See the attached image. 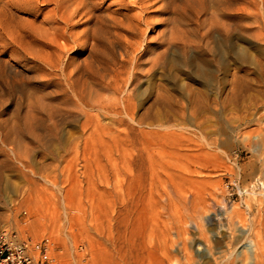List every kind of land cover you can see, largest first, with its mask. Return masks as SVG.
<instances>
[{
	"label": "rangeland",
	"instance_id": "374dc122",
	"mask_svg": "<svg viewBox=\"0 0 264 264\" xmlns=\"http://www.w3.org/2000/svg\"><path fill=\"white\" fill-rule=\"evenodd\" d=\"M5 1L0 0V8ZM118 1L108 0L103 12L110 7L117 19H123L129 12L131 15L139 13L134 4H131L134 9L129 11L118 4H122V0ZM157 1H151L146 15L149 23L147 37L151 36L144 43L148 53L140 56L139 69H136L138 72L135 71L133 77L128 79V65L119 80V85L127 81L129 86L133 84L129 96L124 97L125 103L118 99L124 93L115 96L104 85L101 87L98 84L103 78L106 80V76L117 73L113 69L120 66V44L128 39L132 43L141 41L140 28L135 24L132 27L137 30H121L124 40L106 39L105 43L99 45L95 56L65 43L64 50L71 61L64 72L59 66L52 70L45 62L34 60L32 56L17 60V57L11 56V49L0 52V231H15L20 234L19 237L30 241L48 237L55 248L53 254L62 257V260H66L64 257L67 258L72 252L66 232L74 242V254L84 253L83 264H120L108 238L110 218L106 214H113L114 207L122 201L120 199L126 201L127 197H131L128 194L134 192L140 214H145L149 220L154 216L153 224L164 225V222H168L167 216L171 218L173 212L175 217L184 212L180 210L182 202L178 198L174 200L176 204L172 209L167 206L168 210H172V213L168 211L170 215L161 213L159 203L167 196L166 193L176 190L197 203L211 201L212 208L206 212L207 217L215 214L221 216L232 207L244 217L252 215L264 239V196L261 194L264 191L261 183L264 181V36L258 38L256 35L260 31L264 34V30H253L248 36L243 29L245 26L236 16L230 10H222L220 0H209V3L208 0H168L169 6L164 10L159 9ZM186 4L190 8H186ZM53 6L42 4V11L36 15L18 7L6 9L3 15L4 18L15 19L20 25L25 22L24 25L29 26L33 22L39 26L48 14L51 15L49 10ZM215 11L221 13L216 14ZM210 15L214 16L211 19L217 26L227 27L230 31L234 27L229 42L221 43V37L217 35L215 56L204 58L201 52H204V47L200 46L196 49L191 47L189 56L184 59L177 46L184 41L191 42V45L197 42L202 44L201 38L207 31L205 18ZM84 17L76 18L72 23L76 24L73 30L77 34L87 25L88 16L86 19ZM231 22L233 25H230ZM245 22L242 23L257 28L251 20L250 23ZM141 26L146 29L145 25ZM61 27L64 29V24ZM166 38L170 40L165 41ZM173 41L176 42L174 45ZM46 49L54 56H39L40 59L58 57L56 45ZM86 57L91 61H86ZM63 73L75 75V79H81L80 86H89L90 90L100 87L95 91L105 99L109 97L118 111L124 112V105L129 109L135 107L130 109L135 121L132 122L125 114L113 117L96 108H87L90 109L87 110L89 113L82 114L75 107ZM100 89L103 92L99 93ZM193 89L198 101L194 107L190 103L189 91ZM126 99L132 101L134 106H129L132 104L127 103ZM54 113L56 117L52 116ZM11 150L29 168L11 159ZM45 176L47 180L56 182L57 187L45 183ZM105 177L112 186L105 183ZM31 183L34 184L33 189L30 188ZM118 183L122 186L120 189ZM102 185L108 186L106 198L100 190L104 187ZM123 186L128 187L129 191L125 192L128 189ZM23 194L28 201H23ZM63 198L68 222L64 220ZM17 204L21 205L20 209ZM28 207L34 209L32 214L26 212ZM38 217L44 218L41 223L34 221ZM155 217L161 223H155ZM175 217H172L173 222L176 221ZM206 228L209 235L217 230L213 224H208ZM188 229L189 234L186 233L185 237H190L188 242L193 245L191 238L198 234L193 226L190 225ZM262 243L264 245V240ZM246 245L243 241L237 250L241 251Z\"/></svg>",
	"mask_w": 264,
	"mask_h": 264
},
{
	"label": "bare ground",
	"instance_id": "6f19581e",
	"mask_svg": "<svg viewBox=\"0 0 264 264\" xmlns=\"http://www.w3.org/2000/svg\"><path fill=\"white\" fill-rule=\"evenodd\" d=\"M107 1L108 0H6L4 2V4L2 3V5H3L2 8H0V52L4 53L5 51L11 49L10 50L11 56H14L15 58L17 57L16 58L17 60L19 58H26L28 56H32L34 58V60L38 59L40 61L45 62L51 69L59 66L60 70L62 72H64L65 68H67L68 62L71 61V59L69 60V58H68L67 52L64 50V47H65L64 44L65 43H70L73 45L72 46L73 48L78 47L79 49L84 50L85 52L88 51L89 53H91L90 56H95V54L97 55V52L99 50V45L103 44V42L106 39L114 38V41L116 39L118 41L121 40V38H122L121 35L123 34L121 32V30L124 31L125 28H133L132 24H135L136 27L138 26L140 28V31H139V29H138V31L141 34V41L132 43L131 40L128 39L126 42L121 43L120 44L121 49L119 50V56H120L119 65L120 66L117 67L118 69L115 68L116 70L113 69V71H115L117 73L113 72L114 74L106 76L105 78H107V79L104 80V78H103V81L101 82V84H98L101 87H103V85H104V88L111 91L115 96L121 95L122 93H124L122 95V97H120L118 99L120 102L125 103L124 97H125V95L129 96L128 94L133 89V87H132L133 84H131L129 86V82L127 81L126 84L119 85V80L122 77L121 76L122 71L123 70L125 71L124 68L128 67V65H129L128 68H130V70L128 72V74H129L128 79L133 77L136 74V72H138V71H136V69L137 70L139 69V68H137V65H138V61H139L140 56H146V54L148 53L147 46L144 43H145V41L147 42L148 39L151 38V36L149 38L147 37V31L149 29L147 27L149 26V23L147 21L146 15L148 12L147 10L149 8V4L151 3V1H154V0H134V1L133 0H131V1L130 0L129 1L122 0V4L121 3H118V4L123 5L129 11H132L134 9V6L131 5V4H134L139 9V13L138 14L136 13V15L133 13L131 15L129 12V14L125 15V17L123 19L120 18L121 20L117 19V17L115 16V12H113L110 7H108L105 10V13L103 12V9H104ZM220 1L222 3L223 7L219 5L220 3L218 4L219 7H222L223 8L222 10H224L225 12H228L230 10V13H232L233 15L236 16L238 21L241 22V25L245 26V27H243V29H245L248 32V36L250 33L251 34L253 33L252 32L253 30H257V29L259 31H260V29L264 30V0H247V1L246 0H243V1H241V0H233V1L232 0H220ZM40 3H42L43 5L52 4L54 6H53V9L51 8V10H49L51 15L49 16V14H48V17H47V15H45L47 18H45L43 21L41 20L42 23L39 26H37L33 22L32 23L30 22L31 25H29V26L24 25L25 22H24V24L21 23V25H20L19 24L20 22L14 21L15 19L11 20V19H7V17L4 18V15H3L4 11L6 9H12L15 7H18L20 9H27L28 11H30L31 13L36 15L38 12L42 11V8H41L42 4L39 5ZM113 3H115V2H113ZM169 3H170V1L168 2V0H158L157 1V4L160 7L159 9H161V10L166 9L169 6ZM208 3H209V0H208ZM187 5L188 4H186L184 6L186 8H190V7H187ZM213 5H214V3H213ZM174 6H176V5H174ZM185 7H183L184 11L186 10ZM212 7L213 6L211 5V8ZM214 7L217 8V6H214ZM129 8H131V9H129ZM169 8H171V7H169ZM193 10H195V9H193ZM197 10L199 12L198 8H197ZM201 10H202V8H201ZM203 10H205V9H203ZM209 13H210V11H209ZM215 13H216V11H215ZM218 13H221V12H217L216 14H218ZM81 16H85L86 18L88 16L87 25H86V27L84 26L85 28L83 31L81 29V31H82L81 33L78 32V34H77L74 32L75 30H73L75 28L76 24H72V23L76 18H79ZM188 16H190V15H188ZM210 16L211 17L205 18L207 20V22H206L207 23V31H206L205 35L202 34L203 35L202 36L203 38H201L202 44L200 42H197L198 44L191 45L192 44L191 42H190L191 43L190 44L187 41H184L180 44L181 46L180 45L177 46V47H180V53L184 59L189 56V52L191 50V47H193V48L195 47V49H196V47L198 48L200 46L204 47V52L201 51L202 56L204 58L208 59V57L215 56V51H216L215 39H216L217 35L221 37L220 38L222 41L221 43L227 44L229 42V37L231 36V31L234 27L231 28V31L228 30L227 27L226 28L224 27L225 29L222 27H219L216 25V23L214 24L213 22H215V21H212L213 19H211L214 16H212V15H210ZM218 16H221V15H218ZM85 17H84V19H86ZM198 17L196 19H198ZM8 18H10V17H8ZM161 18L159 20H161ZM200 19H201V17H200ZM245 20L248 22H249V20H251L253 22V24L256 25L257 28H253L252 26H246ZM157 21L158 20H156L155 22H157ZM199 22L202 23L203 21L199 20ZM242 22H245V23H242ZM62 24H64V26H65L64 29L61 27ZM141 25H145L146 29L145 30L142 29ZM218 25H220V24L218 23ZM230 25H233L232 22ZM204 26L206 27V25H204ZM239 29H240V26H239ZM135 30H137V29L135 28ZM233 31H234V29H233ZM236 31H237V29H236ZM120 32H121V34H120ZM203 33H204V31H203ZM159 35H160V33H159ZM161 35H163V34H161ZM256 35L258 38L264 36V34H262L261 31L258 32ZM162 37H160V39ZM123 38H122V40H124ZM138 38H137V40H139ZM183 38H184V36H183ZM185 38H187V36ZM195 38H197V37H195ZM167 39L168 38H166L165 41H167ZM129 40H130V42H129ZM168 40H170V39H168ZM188 40H189V37H188ZM258 40L260 41L261 39H258ZM60 41H63V43H60ZM180 41H181V39H180ZM196 41H198V40H196ZM161 42H164V41H161ZM171 43H172V41H171ZM175 43L173 41V45ZM50 45H52V46H50ZM55 45L58 48V52H56L57 50L56 51L54 50V51L57 54V55L56 54L55 55L58 57H56L55 59H53V58L51 59L49 57V59H47V60L46 59L44 60L42 58L40 59L39 56H44V57L45 56H54L53 55L54 53H52V55H51L50 51L48 52L46 47H54ZM108 46H112V45L108 44ZM166 46H167V44H166ZM107 47H105V48H107ZM44 48L46 50H44ZM102 48H104V47H102ZM112 48H114V46H112ZM164 50L166 51V49H164ZM151 51H152V49H151ZM104 52L105 51L103 50V53ZM101 53L102 52L100 51V54ZM108 53H109V51H108ZM163 53L165 54V52H163ZM87 56H89V55L87 54ZM161 56H163V54ZM66 57H67V59H66ZM87 58H89V57H86L85 60ZM117 58H118V56H117ZM86 61H91V60L87 59ZM102 61L100 64H102ZM151 62H153V61H151ZM108 63H110V62H108ZM95 64H93V65H95ZM105 64L106 63L104 62L103 66H105ZM85 66H86V64H85ZM76 67H77V65H76ZM78 67H79V65H78ZM141 67L142 66H140V68ZM93 68H95V67H93ZM84 69H85V67H84ZM105 69H106V71L108 70L107 67ZM141 69H144V68H141ZM58 70H59V68H58ZM88 70H90V69H88ZM69 71H71V70L69 69ZM73 72H74V70H73ZM140 72H142V71H140ZM69 73H68V75H65L66 73H63V76L65 77L64 82H66V85L69 87V94H71V96L73 98L74 104L76 105L75 107H77L82 114L87 115L89 113V112H87V110H88L87 108H92V109L96 108L99 110V112L100 111L105 112L107 114L112 115L113 117H116V116L122 117L121 115L125 114V116L127 118H129L132 122L135 121L133 115L130 112V109H133L135 107H132L129 109L126 105H124V107H123L124 112L118 111L119 109H116V107L112 105L113 103L111 102L109 97H108V99H105L98 94V91H95V89L97 87H95V89H93V90H90L89 86L85 85V87H84L83 83H85V82H83L84 80L82 77L81 78L83 80L82 81L83 83L82 82L81 83L83 86H80L79 81L81 79L80 80H78L79 78L75 79L76 78V77L74 78L75 75H69ZM89 73H90V71H89ZM93 73H95V70ZM123 73L125 74V72H123ZM128 74H126V76ZM146 75H147V73H146ZM97 77H99V76H97ZM136 77H137V75H136ZM92 78H93V74H92ZM89 80H91V79H89ZM97 82H98V80H97ZM86 84H87V82H86ZM187 85H189V84L187 83ZM65 88H67V87H65ZM90 88H91V86H90ZM99 88H97V90H99ZM157 89H158V87H157ZM94 91L96 92V95L94 94L95 93ZM189 91L191 94L190 103H191V106L194 107L198 102L197 98H196L197 93L195 92V89L189 90ZM101 92H103V91L101 90L99 93H101ZM158 92H159V90H158ZM66 98H68V97H66ZM126 101H128V100L126 99ZM129 102H131V104H132V101H128L127 103H129ZM133 102H135V101H133ZM129 106H134V105L129 104ZM75 107H74V109H75ZM51 112H52V110H51ZM55 114L56 113H54V115H52V116L56 117ZM58 114H59V112H58ZM69 115H66V117ZM78 115L79 114H77V116ZM70 116L73 118V115H70ZM88 117H89V115H88ZM13 151L11 150V153L13 155V157L11 159H14L15 161L19 162L22 166H24L23 163L25 164V162L22 163L21 162L22 160H19V158L16 157V155L14 154L15 151L14 152ZM26 167L29 168L28 166H26ZM26 167L24 166V168H26ZM22 171H24V170H22ZM32 172H34V170ZM27 175H29V174H27ZM27 175L25 177H28ZM32 175H33V173H32ZM46 177L47 176H45V179H44L45 183H49L53 187H57L56 182H51L52 180L49 181V180H47ZM107 178L108 177H105V179L104 178L103 179L105 181L106 180L109 181ZM28 179H29V177H28ZM34 179H35V177H34ZM22 180H23V178H22ZM107 181L105 183L109 184ZM119 181H120V179H119ZM259 181H262V180H259ZM30 182H31V180H30ZM261 183H262L263 188H264V181H262ZM116 184H117V182H116ZM118 184H119L118 188L120 189L121 185H120V183H118ZM31 185H32V183H31ZM33 185H32V187H30L31 189H33V187H34ZM25 186H27V185H25ZM102 186H104V187H103V189H100V190L103 191V196H104V198H106L107 196L105 194L108 193V191H109L107 188L108 186L107 185H106L107 187L105 185H102ZM110 186H112V185H110ZM113 186H115V185H113ZM124 188L128 189V187L127 188L124 187ZM109 189H110V187H109ZM113 189H114V187H113ZM121 189H123V188H121ZM114 190H113V192H115ZM59 191L61 192V190H59ZM127 191H129V189L126 190L125 192H127ZM142 192L143 191H141V193ZM21 193H23V192L21 191ZM21 193H20V195H21ZM165 193H166V191H165ZM123 194L125 195V193H123ZM126 194H128V193H126ZM261 194L264 196V191ZM166 195H164L166 197L163 198V200L159 203L160 207L162 209V212H161L162 214H166V213L169 214L168 211H170L172 209L173 205L176 204V203H173V202H175L174 200L178 199V198L182 202V208L180 210L182 211V209H183L184 212H183V214L176 216V217L173 215L174 214V212H173V214L171 215V218L167 216L168 214L165 215V217L167 216V218H168V222H164V225L153 224L152 219L154 218V216H153V218L151 217V220H149V218L145 214H140V212H139L140 207H138L139 202L136 200L137 194H135L134 192L132 194H131V192H130V194H128V196H131L130 199H128V197L126 198V195H125L126 201H124L123 198L120 199L122 201L118 202L119 204L116 203L117 206H115V204L113 203V205L115 206V207L113 206L115 209L112 208L114 210V212L112 210L113 214L112 213H111V215H109L110 213L106 214V217L108 215L110 218L109 219L110 220V225H109L110 231L108 234V238L111 241L112 246H114V249H115V252L117 254V257L119 258L120 264H264V252H263L264 251L263 250L264 245L262 243V241L264 239H263L261 232L259 230V226H257L256 220L252 217V215H251V217H244L238 210H236L235 207H232V209L230 211H228L226 209L225 214H223L221 216L218 214H215V216L207 217V215H205V214H206V212H208L212 208V206H211L212 203L210 204L211 201H209L208 203H206V201H205V203L204 202L203 203H197V202H194L193 200H190L191 197H189L188 195L184 196V194H182L183 195L182 196L181 193H179L176 190L175 191L170 190V193L169 194L166 193ZM162 196H163V194H162ZM263 196H262V198H263ZM117 198L115 199L116 201H117ZM158 198H159V196H158ZM22 199H23V201L27 200V198L24 197V194L22 195ZM160 199H161V196H160ZM111 201H112V199H111ZM61 202L63 204L62 207L64 209L63 210L64 211V220H65V222H68L69 216L66 212L65 199L63 198L61 200ZM26 203L27 202H25V204ZM17 205H18V208H19V206H21L20 204H17ZM17 205H16V207H17ZM246 205L250 209V204L247 203ZM167 206H171V209L168 210ZM18 208L16 209L17 213H18V211H17ZM26 209H27L26 212H28L29 214H32L34 212V209H32V207H28ZM104 210H106V209H104ZM180 210H179V212H181ZM171 211H170V213H172ZM136 216H138L140 219H136L137 218ZM157 217H158V215H157ZM157 217H155L156 219H154V220H156L155 223L159 222V221H157L158 220ZM172 217H175V220H176L175 222H173ZM36 218L34 220L36 223H41L42 220L44 219L43 217L42 218L38 217V219H36ZM171 219H172V221H171ZM31 221H33V220H31ZM159 223H161V221ZM257 223L259 224V222H257ZM208 224L215 225V228L217 229L216 231H213L212 234L210 233L211 235L208 234V231L206 228V226ZM190 225L196 229L197 234H198L197 236L191 238L193 245L188 242V239H190V237L189 238L185 237L186 233L189 234L188 233L189 232L188 227H190ZM30 226H32V222H31ZM223 231H226L227 233L222 234ZM64 233H65V235H66V237L70 243L72 252L69 254V256H67V258L63 256L67 261L62 260V257L60 258V256L54 254L55 259H57L56 261L66 262L68 264H80V263L83 264V261L85 259L84 253L74 254V250H75L74 246L75 245H74V242L72 240V237H71V235L67 234L66 232H64ZM19 236H20V234H19ZM24 239H26V238H24ZM243 241L247 245L245 247H243V249L241 251H238L237 247ZM196 247H197V249H196ZM53 253H55L54 247H53ZM195 257L197 259H195Z\"/></svg>",
	"mask_w": 264,
	"mask_h": 264
},
{
	"label": "built area",
	"instance_id": "2783aa9c",
	"mask_svg": "<svg viewBox=\"0 0 264 264\" xmlns=\"http://www.w3.org/2000/svg\"><path fill=\"white\" fill-rule=\"evenodd\" d=\"M56 260L50 238L30 241L15 231H0V264H68Z\"/></svg>",
	"mask_w": 264,
	"mask_h": 264
}]
</instances>
